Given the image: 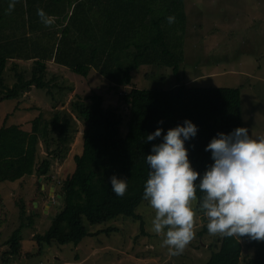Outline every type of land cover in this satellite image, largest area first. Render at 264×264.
I'll list each match as a JSON object with an SVG mask.
<instances>
[{
	"label": "trees",
	"instance_id": "obj_1",
	"mask_svg": "<svg viewBox=\"0 0 264 264\" xmlns=\"http://www.w3.org/2000/svg\"><path fill=\"white\" fill-rule=\"evenodd\" d=\"M9 3L0 0V102L14 103L0 122V184L35 174L56 185L61 200L48 228L32 235L37 252L53 244L75 246L86 236L115 231L117 228L107 226L90 232L85 223L105 225L119 216L138 221L144 233L143 218L136 212L145 200L142 193L148 167L144 156L150 144L160 139L145 142L146 134L156 127L163 134L185 118L192 121L197 132L184 146L190 166L201 173L211 163L210 153L204 150L209 139L217 132L243 126L240 88L194 87L181 81L183 0H25L21 8L29 33H17L8 24ZM170 16L174 18L171 23ZM49 61L83 77L93 68L108 80L110 89L131 87L119 94L120 103L115 106L104 107L100 94L77 92L65 104L63 97L73 88L66 84L67 78L50 70ZM142 65L170 68L177 83L168 88H137L131 81L132 71ZM32 88L43 89L49 96V115L45 117L40 105L32 104L37 113L28 122L29 128L11 123L10 116L23 111ZM122 102L127 105L124 114ZM77 122L82 124V133L80 150L71 158L74 167L55 183L50 168L54 162L66 160ZM110 175L124 177L122 196L112 192ZM202 195L197 188L194 210L200 213ZM19 218L21 223L3 242L6 248L1 263L23 255L21 230L30 223L23 222L24 214ZM206 231L205 224L198 234ZM240 239L253 249L244 264H264V240L222 235L210 244L205 264H240Z\"/></svg>",
	"mask_w": 264,
	"mask_h": 264
},
{
	"label": "rangeland",
	"instance_id": "obj_2",
	"mask_svg": "<svg viewBox=\"0 0 264 264\" xmlns=\"http://www.w3.org/2000/svg\"><path fill=\"white\" fill-rule=\"evenodd\" d=\"M10 3L12 8L6 9L7 22L10 26L18 25L23 21L21 7L24 8L25 0H10ZM183 8L184 59L180 63L178 73V76H182L181 81L194 87L237 85L236 87L242 88V123L245 127L248 122L251 125L255 121L253 126H258V130L263 134L264 85L251 81L247 87L245 80L248 78L241 74L251 72L264 80V0H183ZM26 28L27 26L22 27L21 24L17 32ZM6 30L11 32L12 28L8 27ZM6 30L2 33L6 34ZM49 65L50 70L67 78L66 84H71L73 88L67 96L64 95L65 104L73 93L77 92L80 95L100 94L104 97V107L115 106L120 103L119 94L131 87L110 89L108 80L93 68L83 77L64 67L56 66L52 61H49ZM7 72L12 75V71ZM7 81L11 82L10 79ZM131 81L137 88H168L177 83L170 68L157 65L139 66L132 71ZM27 97L23 103V111L14 112L9 118L11 123H21L25 128H29L28 122L37 113L30 107L32 104L40 105L45 117L49 115L48 109L51 107V100L43 89L32 88ZM13 103L9 100L0 102V122ZM120 105L122 113H126L127 105L123 102ZM252 107L255 110L253 115L252 111L245 113V108L250 110ZM77 126L78 130L66 160L54 162L50 168L49 176L55 183L72 169V165L74 167L71 158L80 150L82 133V124L77 122ZM55 190L56 185L48 183L47 180L43 181L42 177L35 174L23 178L22 181L0 184V198L3 201V207L0 209V255L6 248L4 240L21 223L19 215L24 214L23 222L30 223L29 227L21 230L23 255L10 260L8 264H205L211 253L210 244H215L217 236H220L211 235L207 231L198 234L207 220L203 213L194 210L193 200L190 202L193 210V237L178 255H171L169 247L163 244V231L157 234L152 230L151 220L155 210L144 200L136 208V212L144 221V233H141L138 221L119 216L105 225L85 223L90 232L107 226L117 228L115 231L86 236L75 246L71 243L45 246L38 253V245L32 240V235L43 233L60 207L61 200ZM240 242V264H244V258L251 257L253 249L245 245L246 240L240 239ZM0 264L5 263L0 261Z\"/></svg>",
	"mask_w": 264,
	"mask_h": 264
},
{
	"label": "clouds",
	"instance_id": "obj_3",
	"mask_svg": "<svg viewBox=\"0 0 264 264\" xmlns=\"http://www.w3.org/2000/svg\"><path fill=\"white\" fill-rule=\"evenodd\" d=\"M173 19L168 17L169 23ZM196 132L195 124L185 118L163 134L160 127L146 134L145 142L160 138L144 156L148 173L142 197L155 210L152 230L163 231V244L171 255H178L193 237L190 202L196 200L198 188L203 193L198 207L209 234L264 240V135L253 138L244 126L217 132L204 146L211 163L198 173L184 146ZM108 184L116 196L126 190L124 177L110 175Z\"/></svg>",
	"mask_w": 264,
	"mask_h": 264
},
{
	"label": "crops",
	"instance_id": "obj_4",
	"mask_svg": "<svg viewBox=\"0 0 264 264\" xmlns=\"http://www.w3.org/2000/svg\"><path fill=\"white\" fill-rule=\"evenodd\" d=\"M22 24V27H24V26H27V28H26V30H23V31H19V32H17V29L18 28H20V25ZM14 28H13V31H15V32H17V33H20V32H26V33H29L28 32V25H27V22L25 21H22L21 23H19L18 25H14L13 26ZM225 72V71H224ZM226 73V72H225ZM248 73V72H247ZM241 74V75H245V77H247L248 79L247 80H245V86H247L248 87V83H250L251 81H256V82H259V83H261V84H263L264 85V80L263 79H260L259 78V76H254L251 72H250V74ZM229 74H232V73H229ZM237 86V85H236ZM240 86V85H239ZM240 88V87H239ZM242 91V88H240V92ZM241 96H242V94H241ZM242 100H243V98H242ZM251 102H254V101H252L251 100ZM255 104H257V103H255ZM242 106V105H241ZM252 111V115L255 113V110H254V108L252 107L250 110H247V108H245V113H250ZM255 121H253V123L250 125L249 124V122H248V124L245 126L247 129H248V131H249V134H250V136L251 137H253V138H256V137H258V136H260V135H264V133L262 134L259 130H258V126H256V127H254L255 126ZM254 125V126H253ZM244 126V125H243ZM263 130H264V128H263ZM34 202V201H33ZM35 203V202H34Z\"/></svg>",
	"mask_w": 264,
	"mask_h": 264
},
{
	"label": "water",
	"instance_id": "obj_5",
	"mask_svg": "<svg viewBox=\"0 0 264 264\" xmlns=\"http://www.w3.org/2000/svg\"><path fill=\"white\" fill-rule=\"evenodd\" d=\"M53 186V185H52ZM52 186H51V188H52Z\"/></svg>",
	"mask_w": 264,
	"mask_h": 264
}]
</instances>
